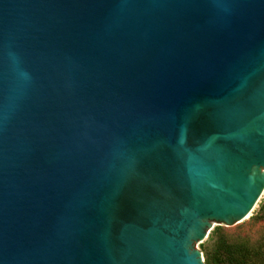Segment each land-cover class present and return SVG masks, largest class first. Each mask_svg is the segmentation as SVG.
<instances>
[{
	"label": "water",
	"instance_id": "95a60500",
	"mask_svg": "<svg viewBox=\"0 0 264 264\" xmlns=\"http://www.w3.org/2000/svg\"><path fill=\"white\" fill-rule=\"evenodd\" d=\"M264 193V0H0V264H206Z\"/></svg>",
	"mask_w": 264,
	"mask_h": 264
},
{
	"label": "rangeland",
	"instance_id": "374dc122",
	"mask_svg": "<svg viewBox=\"0 0 264 264\" xmlns=\"http://www.w3.org/2000/svg\"><path fill=\"white\" fill-rule=\"evenodd\" d=\"M198 247L206 264H238L245 253L252 256L247 264H264V193L247 218L227 228L213 224Z\"/></svg>",
	"mask_w": 264,
	"mask_h": 264
},
{
	"label": "trees",
	"instance_id": "16d2710c",
	"mask_svg": "<svg viewBox=\"0 0 264 264\" xmlns=\"http://www.w3.org/2000/svg\"><path fill=\"white\" fill-rule=\"evenodd\" d=\"M251 257H252L251 256V253H245V256L244 257H242L239 260H237L238 261V264H247L249 261H251V259H252ZM258 257H261V256H258ZM260 259H261L260 262L262 263V261H263V263H264V260H262V258H260Z\"/></svg>",
	"mask_w": 264,
	"mask_h": 264
},
{
	"label": "bare ground",
	"instance_id": "6f19581e",
	"mask_svg": "<svg viewBox=\"0 0 264 264\" xmlns=\"http://www.w3.org/2000/svg\"><path fill=\"white\" fill-rule=\"evenodd\" d=\"M250 214H251V213H250ZM250 214H249V215H250ZM249 215H248V216H249Z\"/></svg>",
	"mask_w": 264,
	"mask_h": 264
}]
</instances>
